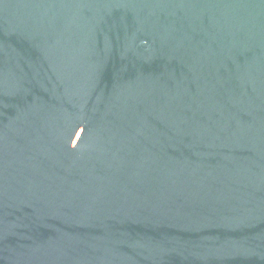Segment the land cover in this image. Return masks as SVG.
Wrapping results in <instances>:
<instances>
[{"label":"water","instance_id":"95a60500","mask_svg":"<svg viewBox=\"0 0 264 264\" xmlns=\"http://www.w3.org/2000/svg\"><path fill=\"white\" fill-rule=\"evenodd\" d=\"M0 264H264V0H0Z\"/></svg>","mask_w":264,"mask_h":264}]
</instances>
